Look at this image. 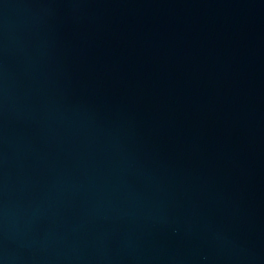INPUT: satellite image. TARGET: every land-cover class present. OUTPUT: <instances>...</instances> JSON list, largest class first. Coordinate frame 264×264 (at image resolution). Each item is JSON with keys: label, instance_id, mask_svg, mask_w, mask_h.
Returning a JSON list of instances; mask_svg holds the SVG:
<instances>
[{"label": "water", "instance_id": "water-1", "mask_svg": "<svg viewBox=\"0 0 264 264\" xmlns=\"http://www.w3.org/2000/svg\"><path fill=\"white\" fill-rule=\"evenodd\" d=\"M0 264H264V0H0Z\"/></svg>", "mask_w": 264, "mask_h": 264}]
</instances>
